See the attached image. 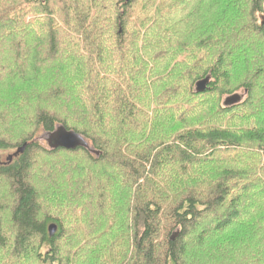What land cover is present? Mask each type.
I'll return each instance as SVG.
<instances>
[{
  "label": "trees",
  "instance_id": "obj_1",
  "mask_svg": "<svg viewBox=\"0 0 264 264\" xmlns=\"http://www.w3.org/2000/svg\"><path fill=\"white\" fill-rule=\"evenodd\" d=\"M0 264H264V0H0Z\"/></svg>",
  "mask_w": 264,
  "mask_h": 264
},
{
  "label": "water",
  "instance_id": "obj_2",
  "mask_svg": "<svg viewBox=\"0 0 264 264\" xmlns=\"http://www.w3.org/2000/svg\"><path fill=\"white\" fill-rule=\"evenodd\" d=\"M128 1L130 0H126V2ZM209 83H210L209 76L198 81L195 84V92L198 94L204 93L208 89ZM241 100L242 97L240 95L233 94L225 99L224 106L225 107L234 106L240 103ZM52 141L54 142L55 148H61L67 151H74L78 148H85L87 146L84 139L80 135L64 129L58 130V132L53 136ZM25 147L26 145H24L17 153H15V156L18 153H22ZM48 231L50 236L52 237L56 233V226L50 225Z\"/></svg>",
  "mask_w": 264,
  "mask_h": 264
},
{
  "label": "rangeland",
  "instance_id": "obj_3",
  "mask_svg": "<svg viewBox=\"0 0 264 264\" xmlns=\"http://www.w3.org/2000/svg\"><path fill=\"white\" fill-rule=\"evenodd\" d=\"M235 94H238V95H240L241 97H242V100L245 98V93L243 92V91H239V92H237V93H235ZM229 97V96H228ZM227 98V97H226ZM225 98V99H226ZM225 99H224V101H225ZM241 100V101H242ZM223 105H224V102H223ZM46 138V136L44 137V138H42V135L41 136H39L38 138H37V141L42 145V146H44V147H47V144H46V142L44 141V139ZM49 140H50V138H49ZM48 148V147H47ZM6 154H4L3 155V159H5L6 158Z\"/></svg>",
  "mask_w": 264,
  "mask_h": 264
}]
</instances>
